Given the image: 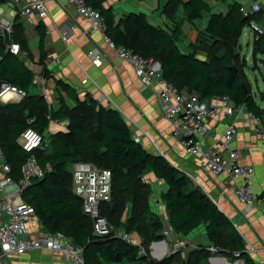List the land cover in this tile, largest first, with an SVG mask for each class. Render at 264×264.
Wrapping results in <instances>:
<instances>
[{"label":"trees","instance_id":"obj_1","mask_svg":"<svg viewBox=\"0 0 264 264\" xmlns=\"http://www.w3.org/2000/svg\"><path fill=\"white\" fill-rule=\"evenodd\" d=\"M85 1L100 12L104 33L116 47L158 61L163 77L178 90L194 92L201 99L227 96L262 118L264 109L251 91L245 65L240 63L235 48L251 21L264 27L261 24L264 12L247 17L239 1L215 0L226 3L228 12L213 14L208 27L200 31L197 42L190 43L189 51L183 52L179 46L183 27L178 13L182 10L189 22L202 19L210 10L208 0H168L164 12L173 22L171 28L154 26L142 13L127 12L117 19L113 7L104 5L106 0ZM2 3L4 0H0ZM14 28L15 40L31 59L15 22ZM39 50L40 63L45 65L43 40ZM258 55L264 61V32L254 34L253 58L257 59ZM46 70L45 65V76ZM34 76V70L23 59L10 52L3 53L0 81L27 92L18 104L0 103V143L4 160L11 169L10 176L18 182L22 178V166L31 155L18 142L23 131L33 128L51 140L48 149L33 152L45 170L44 176L33 179L22 193V198L34 208L45 234L64 235L83 250L85 264H209L213 254L243 259L244 264H257L247 253L232 220L186 173L162 155L150 153L137 141L118 110L101 105L90 94L80 98L61 79L56 81V86L73 99L75 107L69 108L61 99L58 108L50 110L40 93H30V88L35 86ZM53 122H68V125L50 130ZM77 161L111 170L112 198L102 204L101 215L115 231L123 230L140 237L145 254H140V246L131 245L116 234H94L93 220L84 213L82 200L73 192L72 165ZM148 173L165 185L159 196L167 215L166 223L152 210L153 188L145 178ZM166 224L176 235L184 237L204 226L209 244L192 253L189 260H182L179 253L155 260L149 254V247L165 238L162 232ZM210 248L217 251L213 253Z\"/></svg>","mask_w":264,"mask_h":264},{"label":"crops","instance_id":"obj_2","mask_svg":"<svg viewBox=\"0 0 264 264\" xmlns=\"http://www.w3.org/2000/svg\"><path fill=\"white\" fill-rule=\"evenodd\" d=\"M43 1L48 10V16L44 19H40L37 14L27 17L16 14V10L27 0H4L3 3V16L14 20L18 34L31 52V59L25 51L20 56L34 70V78L37 77L39 81L37 84L33 82L35 86L30 88V93L41 94V87L44 85L59 99L55 108H58L61 99L63 104L73 108L75 107L73 99L56 86V81L61 79L68 83L80 98L90 94L101 105L118 110L128 122L134 138L150 153L162 155L177 169L190 175L194 185L201 187L232 220L243 238L247 253L257 264H264V215L262 212L264 204L257 202L252 208L247 209L234 194L233 179L228 175L213 177L202 171L198 158L187 155L179 140L173 135L172 125L161 111L155 87H143L133 66L121 59L107 44L103 35L93 31L87 19L76 14L66 0ZM237 1L245 5L260 2L264 6V0ZM207 3L210 10L202 19L189 22L182 10L178 13V21H182L183 35L190 37V43L197 42L200 31L208 27L213 14L228 12L227 4L222 1L208 0ZM167 4L168 0H106L104 3L106 7H113L117 19L127 12L142 13L154 26L171 28L173 22L164 12ZM40 24L43 28H40ZM261 24L264 25V22ZM195 30L198 32L196 38ZM42 40L46 54V71H48L46 76L44 75L45 65L40 63L39 47ZM190 43L187 47L180 46L183 52L189 51ZM95 50L103 55L101 64H96L89 55ZM34 87L38 88L37 92L33 91ZM230 121H232L231 118L221 115L210 120L209 126L212 130L216 129L222 133ZM54 125L60 127L53 122L49 129L53 130ZM219 143L218 137L209 136L205 139L207 147H217ZM232 146L238 153L239 163L255 167L257 172L255 190L258 194L264 195V145L255 130L254 123L246 124L243 120L237 121V134ZM153 179L157 182L154 176ZM158 185H161V190H165L163 182ZM151 207L162 218L167 219L164 204L160 200L151 202ZM29 230L31 236L45 235L38 220L29 225ZM181 237L185 240V244L180 251L175 252L172 240L164 238L150 245V256L155 260H162L169 255L179 253L182 260H189L192 253L209 242L204 226L199 227L187 237ZM208 262L209 264H244L243 259L236 258L233 261L232 258L222 254H213ZM7 263L72 264L61 254L46 249L28 251L22 256L8 257Z\"/></svg>","mask_w":264,"mask_h":264},{"label":"built area","instance_id":"obj_3","mask_svg":"<svg viewBox=\"0 0 264 264\" xmlns=\"http://www.w3.org/2000/svg\"><path fill=\"white\" fill-rule=\"evenodd\" d=\"M66 2L74 8L76 14L87 19L93 31L103 35L104 40L121 59L133 66L143 87H155L161 111L171 123L173 135L179 140L187 155L198 158L200 169L213 177L228 175L233 179L234 194L247 209L252 208L257 202L264 204V195L258 194L255 190L257 174L255 167L239 163L238 153L232 146L239 120H243L246 124L254 123L255 130L264 145V129L260 118L252 111H248L244 104H237L227 96L201 99L194 92L178 90L163 77L158 61L142 57L124 47H116L111 38L104 33V20L98 10L88 5L85 0H66ZM241 10L244 16L248 17L259 12L260 6L257 2L250 5L243 4ZM16 14L20 17L37 14L40 19H44L48 16V10L43 0H27L16 10ZM248 26L253 34L264 32V27L254 20ZM14 36V20L4 17L0 6V61L3 53L10 52L18 57L22 55L21 45ZM89 55L96 64L103 62V55L99 51H91ZM33 82L37 84L38 78L35 77ZM41 95L48 108L55 109L57 96L49 92L44 85L41 87ZM26 96L27 92L20 87L0 81L1 104H18ZM221 115L231 118L232 121L227 123L222 133H219L216 129L210 128L209 121ZM57 124L66 128L68 122H57ZM209 136L218 137L220 143L217 147L205 146V139ZM18 142L26 152L31 153L22 166V178L18 182L10 176L11 169L4 160L0 143V264H8V257L22 256L28 251L39 249L59 253L72 264H85L83 250L74 246L61 233L39 237L30 235L29 225L36 221L37 217L34 208L22 198V193L30 186L33 179L44 176L45 170L40 166L33 152L45 148L48 140L33 128H27L19 136ZM188 177L191 179L190 175ZM72 185L74 194L83 202L84 213L93 220L94 234H116L129 244L140 246V254L146 253L139 237L123 230L115 231L114 226L101 215L102 204L112 198L111 170L98 168L90 162L77 161L72 165ZM262 212L264 215V206ZM162 234L172 240L175 252L180 251L185 244V240L180 235H176L168 224ZM210 250L213 253L217 251L215 248Z\"/></svg>","mask_w":264,"mask_h":264},{"label":"rangeland","instance_id":"obj_4","mask_svg":"<svg viewBox=\"0 0 264 264\" xmlns=\"http://www.w3.org/2000/svg\"><path fill=\"white\" fill-rule=\"evenodd\" d=\"M260 6V12H264V6L260 2H257ZM3 9V3L1 5ZM196 35L194 37L196 38L198 35L197 30H195ZM186 33V31H185ZM207 39H209V35L206 34ZM212 40V39H211ZM253 40H254V34L249 26H246L243 29L241 39L239 41V45L235 48V53L239 56V61L241 64L245 65L244 71L247 76V80L250 83L251 91L253 92V95L255 96L256 101L258 104L264 109V61H262L263 56L258 55L257 59L253 58ZM191 42L190 37L188 35L184 34L182 39L179 42V46L181 47H187V45ZM211 43V41H210ZM210 45V44H208ZM259 58V59H258ZM34 92L38 91V88H33ZM261 125L264 129V114L262 115ZM61 127V126H60ZM59 126L54 125V130L61 129ZM50 138L48 139V143H50ZM48 146V145H47ZM45 147L48 149L49 147ZM145 178L151 183L153 188V198L151 199L152 203H155L156 201L160 200L159 193L162 191L161 185H158L157 182L153 179L152 173H148L145 175ZM130 212H127L129 214ZM162 220L166 223V220L162 218ZM209 244V242H208ZM203 245V246H207ZM235 258L233 259V261Z\"/></svg>","mask_w":264,"mask_h":264}]
</instances>
